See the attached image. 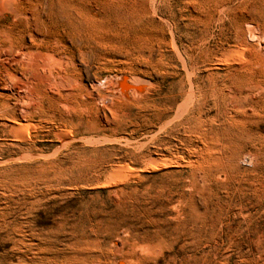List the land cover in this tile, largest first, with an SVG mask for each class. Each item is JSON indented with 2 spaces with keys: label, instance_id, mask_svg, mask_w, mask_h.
Here are the masks:
<instances>
[{
  "label": "rangeland",
  "instance_id": "374dc122",
  "mask_svg": "<svg viewBox=\"0 0 264 264\" xmlns=\"http://www.w3.org/2000/svg\"><path fill=\"white\" fill-rule=\"evenodd\" d=\"M10 25L0 264H93L146 239L179 253L163 264H264V0H0ZM43 62L51 84L28 68Z\"/></svg>",
  "mask_w": 264,
  "mask_h": 264
},
{
  "label": "bare ground",
  "instance_id": "6f19581e",
  "mask_svg": "<svg viewBox=\"0 0 264 264\" xmlns=\"http://www.w3.org/2000/svg\"><path fill=\"white\" fill-rule=\"evenodd\" d=\"M6 1V0H5ZM11 1V0H10ZM23 1V0H22ZM3 2V1H2ZM1 2V3H2ZM4 3V2H3ZM2 3V4H3ZM12 3V2H10ZM15 3V1H14ZM2 6V5H1ZM4 6V5H3ZM8 6V5H7ZM10 6V5H9ZM8 6V7H9ZM11 7V6H10ZM9 7V8H10ZM44 7V6H43ZM45 8V7H44ZM2 9V7H1ZM7 11L8 9L5 8ZM4 9V10H5ZM5 10V11H6ZM12 10V9H11ZM68 10V11H67ZM6 11V12H7ZM10 11V10H9ZM44 11V10H43ZM10 13L14 14V22L16 23L15 20H19L22 18L25 19H29V16L26 15L25 13L21 12L18 9L13 10V12L11 11ZM70 13V14H69ZM74 11L72 13V10H70V7L68 8L67 6H63L61 8H58L55 12V16L57 19H61L62 21L64 20H68L71 19L73 17ZM13 18V17H12ZM74 18V17H73ZM72 18V19H73ZM18 23V22H17ZM246 27V26H245ZM16 26L14 25H10L9 27L4 28V30L0 31V36L3 34H8V37L10 39V46H9V51L10 52H17L16 54H18L19 51H23L22 49H20L22 47V45H20L21 43L19 42L20 40L17 39V36H19L20 33H22L21 31H16V34H12L15 30ZM59 33V32H58ZM4 35V36H5ZM7 36V35H6ZM59 36V35H58ZM7 37V38H8ZM252 37V36H251ZM6 38V39H7ZM8 39V40H9ZM58 40H60V37H57ZM8 48V47H7ZM64 49H68L67 46H65ZM7 50V49H6ZM8 51V50H7ZM6 51V52H7ZM8 51V52H9ZM31 51V50H30ZM237 51V50H236ZM25 52V51H24ZM14 53V55H16ZM25 54V53H24ZM41 55H44L42 53H40ZM47 57H49L52 61L54 62H60L57 61V57H59V54L57 52H55L53 49L47 48L46 49V53H45ZM26 55V54H25ZM24 55V56H25ZM84 55V54H83ZM18 57L20 55H17ZM28 56V54H27ZM31 55H29L30 58ZM34 55H32L33 57ZM36 56V55H35ZM40 56V55H39ZM14 59V58H13ZM32 59V58H31ZM19 60V59H18ZM45 60V59H44ZM81 60V59H80ZM14 61V60H13ZM20 61V60H19ZM36 61V60H35ZM34 61V62H35ZM32 62V61H31ZM37 62V61H36ZM16 63V62H14ZM18 63V62H17ZM21 63V61H20ZM19 65V64H18ZM37 65V66H36ZM35 66L33 64H31L30 66H28V68L30 69V71H38L37 69H41L42 72L44 73V77L47 80L48 84L53 83V76L54 73L52 72L51 68L49 67V65L45 64L43 62L42 65L40 64H36ZM10 66V64H9ZM5 68V66H4ZM27 68V69H28ZM9 75H7V77L9 76L11 79L13 78V80L15 81L18 80L17 76H15L14 74H10V72H8ZM68 78V76H66ZM118 78V77H117ZM10 79V80H11ZM64 79V78H63ZM12 80V81H13ZM45 80V81H46ZM120 80V79H119ZM139 81V80H138ZM131 82V81H130ZM142 83V82H141ZM47 84V83H46ZM117 83H115L116 85ZM118 84L116 86L119 87L121 89V91L123 92V94L131 92L133 90V87L135 86H131L129 83L127 82H122L121 83L118 81ZM64 87V86H62ZM141 87V85H138V87H135L134 90H139V88ZM115 88V86H114ZM109 89V88H108ZM141 89V88H140ZM55 90V89H54ZM63 90V89H62ZM147 90V89H146ZM111 91V90H110ZM117 91V90H116ZM115 91V92H116ZM144 91V90H141ZM122 94V95H123ZM8 98V96H6ZM132 97V96H131ZM7 107H9V104L5 105ZM27 106V105H26ZM234 124V123H233ZM13 125L14 129L18 130L19 128H23V124L20 123H16V124H11ZM28 126V125H27ZM26 129V128H25ZM1 158V157H0ZM1 166V163H0ZM2 182V171L0 169V185ZM4 191V190H3ZM2 191V192H3ZM2 192H1V186H0V231L3 229L4 227V221L3 220V216H4V209H3V205H2ZM5 194V193H4ZM5 228V227H4ZM141 238V237H140ZM97 239V238H96ZM117 240V239H114ZM147 240V239H146ZM146 240H134V241H130L127 243H119L118 240L114 241L113 243L111 242L110 244V250L108 251V255L105 257L103 254L101 256H99L94 262L93 264H163L165 262H167L168 260H176L178 258H180L179 253L175 252L174 249L172 250H167L165 247H163V245L161 243H155L153 241H146ZM98 245V244H97ZM98 250V249H97ZM103 252V251H102ZM101 252V253H102ZM105 252V251H104ZM99 254V253H98ZM100 255V254H99ZM168 255H173L172 257H167ZM90 257V256H89ZM1 260V259H0ZM91 260V259H90ZM93 260V259H92ZM192 262V261H191ZM91 264V263H90Z\"/></svg>",
  "mask_w": 264,
  "mask_h": 264
}]
</instances>
